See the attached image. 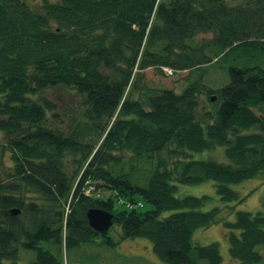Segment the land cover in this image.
<instances>
[{
  "label": "trees",
  "instance_id": "obj_1",
  "mask_svg": "<svg viewBox=\"0 0 264 264\" xmlns=\"http://www.w3.org/2000/svg\"><path fill=\"white\" fill-rule=\"evenodd\" d=\"M212 63L222 86L202 81ZM148 68L187 71L186 85L148 87ZM57 88L82 96L64 127L45 95ZM202 95L215 107L201 114ZM215 149L224 160L193 156ZM3 156L0 264L19 249L35 253L28 264H64L69 248L125 239L165 264H223L216 242L192 240L221 208L176 192L212 180L237 204L230 185L264 176V0H0ZM90 208L114 215L117 238L89 225ZM263 209L223 219L234 264L264 260Z\"/></svg>",
  "mask_w": 264,
  "mask_h": 264
},
{
  "label": "rangeland",
  "instance_id": "obj_2",
  "mask_svg": "<svg viewBox=\"0 0 264 264\" xmlns=\"http://www.w3.org/2000/svg\"><path fill=\"white\" fill-rule=\"evenodd\" d=\"M32 5L38 6L43 0H26ZM56 1V0H48ZM228 2L235 3L237 0H227ZM202 73V81L212 87H218L225 84L228 80L227 70L221 68L215 63L209 64L204 67ZM187 71H178L171 73L169 69L165 68L164 74H160L154 71L152 68H148L144 72L143 83L148 87L161 88L168 87L176 91H180L186 85L184 77L187 75ZM45 95L52 100L57 108L58 116L56 120H52L51 113L49 117L51 123L59 127H64L68 121L76 116L83 108L82 96L75 90L68 89H50L45 92ZM198 112L203 113L207 110H212L215 107V100L209 101L206 95L199 97ZM221 158L220 151L215 149L213 151L206 150L199 153H193L194 158L197 159H211L224 160V156ZM10 164L8 157L3 156L0 158V174L3 172L4 167ZM234 190L238 191L241 196L246 198L237 204L233 202H225L217 194L215 190V183L212 180L204 181L196 185L179 184L177 196L194 195L202 196L208 195L209 199L204 207V210L210 209L214 206L221 208V212L218 215L215 224L197 229L193 236V242L197 244H209L216 242L219 246L222 263L234 264L235 262L229 255V240L227 237V231L223 225V219L233 220L234 214L238 210L255 212L262 208V200L264 199V176H257L252 179H248L240 184L230 185ZM234 205V206H233ZM122 206L115 203V209H121ZM264 210V209H263ZM111 235L117 238V232L115 227L110 229ZM261 248V247H258ZM264 253V248H262ZM63 253L64 250H63ZM35 253L26 249H19V262L17 264H28V257L34 258ZM64 264H165L160 262L151 252L150 247L145 245L143 241L135 239L122 240L117 246L111 247L106 244H86L79 247L69 248L65 254L61 256ZM7 264H12L10 261H6ZM200 264H206L205 261H201ZM253 264H264V260Z\"/></svg>",
  "mask_w": 264,
  "mask_h": 264
},
{
  "label": "water",
  "instance_id": "obj_3",
  "mask_svg": "<svg viewBox=\"0 0 264 264\" xmlns=\"http://www.w3.org/2000/svg\"><path fill=\"white\" fill-rule=\"evenodd\" d=\"M214 99L215 97L212 96L211 100ZM11 212L16 214L18 211L13 209ZM86 217L89 225L100 234H106L109 232L114 219V215L111 212L99 208L88 209L86 212Z\"/></svg>",
  "mask_w": 264,
  "mask_h": 264
},
{
  "label": "built area",
  "instance_id": "obj_4",
  "mask_svg": "<svg viewBox=\"0 0 264 264\" xmlns=\"http://www.w3.org/2000/svg\"><path fill=\"white\" fill-rule=\"evenodd\" d=\"M92 190H93V187L88 186L87 188H85L84 192H85L86 194H89Z\"/></svg>",
  "mask_w": 264,
  "mask_h": 264
},
{
  "label": "crops",
  "instance_id": "obj_5",
  "mask_svg": "<svg viewBox=\"0 0 264 264\" xmlns=\"http://www.w3.org/2000/svg\"><path fill=\"white\" fill-rule=\"evenodd\" d=\"M143 241V240H142ZM144 242V244H145V241H143ZM147 243V242H146Z\"/></svg>",
  "mask_w": 264,
  "mask_h": 264
}]
</instances>
